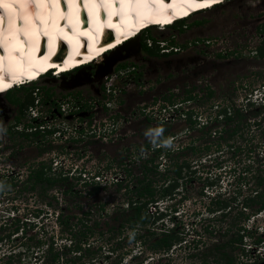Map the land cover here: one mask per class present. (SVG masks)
Segmentation results:
<instances>
[{
	"label": "rangeland",
	"instance_id": "374dc122",
	"mask_svg": "<svg viewBox=\"0 0 264 264\" xmlns=\"http://www.w3.org/2000/svg\"><path fill=\"white\" fill-rule=\"evenodd\" d=\"M263 38L264 0H226L165 29L148 28L96 62L0 94V181L17 180L0 196V264H43L49 244L59 264H223L208 247L241 233V225L264 239V210L247 222L240 213L245 197L264 191V180L258 183L264 178V57L255 54ZM170 93L168 102L163 98ZM6 94L23 103L17 128L19 104L5 100ZM189 94L194 98L186 101ZM162 102L175 103L180 117L164 123L155 110ZM83 103L88 108H75ZM223 108H240L244 115L232 137L222 131L228 127L218 114ZM33 112L54 122L49 126L55 130L27 137ZM150 129L162 130L155 142ZM157 146V171H144L143 160ZM41 161L53 172L66 171L67 181L43 195L22 190L20 180ZM168 163L180 167L179 176L172 165L165 171ZM143 173L157 188L170 187L156 206L166 213L150 225L178 234L180 241L167 252L146 248L153 238L139 237L147 235L144 228L107 230L116 228L121 218L111 217L121 216L130 196L115 181L133 185ZM96 184L99 191L91 193ZM217 195L227 205L209 212L210 197ZM57 214L67 221L63 229ZM94 216L99 224L89 228ZM254 237L245 235L234 246L235 262L264 264L257 256H264V240L256 246Z\"/></svg>",
	"mask_w": 264,
	"mask_h": 264
},
{
	"label": "bare ground",
	"instance_id": "6f19581e",
	"mask_svg": "<svg viewBox=\"0 0 264 264\" xmlns=\"http://www.w3.org/2000/svg\"><path fill=\"white\" fill-rule=\"evenodd\" d=\"M218 1L0 0V94L39 80L51 66L58 75L103 51L101 59L107 49L137 37L143 26L170 22ZM64 43L68 55L59 61L55 53Z\"/></svg>",
	"mask_w": 264,
	"mask_h": 264
},
{
	"label": "trees",
	"instance_id": "16d2710c",
	"mask_svg": "<svg viewBox=\"0 0 264 264\" xmlns=\"http://www.w3.org/2000/svg\"><path fill=\"white\" fill-rule=\"evenodd\" d=\"M179 22V21H178ZM143 49L149 51L150 53H154L152 51V48L148 47L146 42H143ZM255 54L257 57H264V38L260 41V44L256 46L255 48ZM221 56L220 54H218ZM123 66V65H122ZM12 90H10L8 93H11ZM209 95L212 94L211 91L208 92ZM172 97H174L173 93H170L169 96L164 97L163 99L169 101H172ZM185 100H189L191 98H194L190 94L185 96ZM13 102H20L15 98H12ZM248 104H252V102H248ZM23 106V103L21 104ZM233 109V108H232ZM189 114L190 111H187ZM218 114L222 116V118L225 120V122L228 123L227 128H223L222 131H226L229 134V137H232L235 135L238 130H239V125L241 123V119L244 117L242 111L240 108L234 109L232 112L227 111V109L223 108ZM187 121L190 122V126H192V123L194 121L187 116L186 118ZM237 121V123H235ZM239 124V125H238ZM39 131H37L38 133ZM35 133V134H37ZM145 147H149L147 143H144ZM161 146L152 148V157H147L143 160V165H144V171H149L152 172L154 170L157 171L158 164L155 163V158L159 154L161 150ZM170 165L174 166L172 171L175 172L176 176H179L181 173L180 167H176V164H167L165 167V171H170L169 167ZM124 169V168H123ZM126 170V168H125ZM127 171V170H126ZM164 171V172H165ZM148 173H143L141 178H136V182L133 185H128L125 184L124 186L122 185V182L119 180L115 181L118 189L123 188L125 194H130L129 197L126 199V207L121 208V216L113 215L111 218L114 220H118L121 218L119 221L118 225L114 229L112 225L107 229L108 231L113 232L114 230L119 231L123 226H129L131 228H144L147 230V235H142L139 237L145 236L147 238L152 237L153 241L147 244L146 248L150 251L153 252H167L172 245H174L177 241H180L178 234L173 231L172 228H165L161 229L160 231L156 230H151L152 224L155 223V221L161 216H163L166 211L159 210L156 208L157 203L159 202L158 199H161L163 197H166L169 195V186H166L164 188H157L155 184H153V180H151L152 176H148ZM173 179L175 180L176 177L172 176ZM68 179V174L62 171H59L58 173L53 172L51 170V166L47 165L45 162H38V166L30 168L29 172L27 173L26 178L23 180H20L22 183V190H27V191H37L39 192V195H43L46 193L48 190L53 188L59 183H63L64 181H67ZM264 178H260L258 180V183H262ZM84 183H87L86 181ZM17 186V180H11V181H0V196L2 194H5L7 192H11L15 189ZM4 187H12L11 190L7 191L3 189ZM71 189V188H70ZM99 191V186L96 184L92 189L91 193H96ZM134 195H131V194ZM177 194V193H176ZM54 197V196H53ZM171 199V198H170ZM50 204V202H48ZM156 203V204H154ZM213 206H212V205ZM104 204H98V208L96 209L97 211H101L103 209ZM154 207V211L149 210L150 206ZM227 205V202L225 201L224 198L221 199L220 195L210 197V204L207 206L209 212H215L222 210L225 206ZM168 207V206H167ZM243 207H245L242 212H240L243 215V221L247 222L251 216L256 215L264 210V191L261 193H255L252 196H248L244 198L243 201ZM253 207V208H252ZM156 208V209H155ZM172 208V207H171ZM174 208V207H173ZM250 210L249 213L244 214L243 211ZM175 211V208H174ZM91 213V212H89ZM124 213V214H123ZM222 213V212H221ZM100 215V214H98ZM91 217V216H89ZM99 218L100 216H94L92 220V225L89 226V228L97 226L99 224ZM171 219V218H170ZM56 220L61 224L62 229L65 226V223L67 222L65 218L57 214ZM172 220V219H171ZM241 233L237 232L236 236H232L230 240L228 241H222V242H215L213 245L208 247V250L211 254H213V260L215 262H222L223 264H238L235 262L234 255L232 251L234 250V246H241L243 243V237L246 235L248 237H254L253 233L255 232L254 230H251L249 227H245L243 225L240 226ZM88 228V229H89ZM19 226L15 228V231H18ZM71 231V230H70ZM114 233V232H113ZM75 235V234H74ZM110 235V237H112ZM75 237V236H74ZM263 238H260V236H255L252 238V244L258 246L261 244L263 241ZM145 242V241H144ZM73 243V241H70V245ZM146 243V242H145ZM75 244V243H74ZM73 244V245H74ZM66 247V245L64 246ZM229 247V250H226L225 248ZM78 248V247H77ZM47 253L42 260L43 264H59V258L60 255L58 251H54V246L53 244L47 245ZM258 259L264 260V256L257 255ZM258 259L256 261H258ZM256 261H253L256 262ZM141 263L138 262V264ZM251 262L247 263L244 262V264H250ZM93 264V263H92ZM158 264H170L168 261L165 262H159Z\"/></svg>",
	"mask_w": 264,
	"mask_h": 264
},
{
	"label": "built area",
	"instance_id": "2783aa9c",
	"mask_svg": "<svg viewBox=\"0 0 264 264\" xmlns=\"http://www.w3.org/2000/svg\"><path fill=\"white\" fill-rule=\"evenodd\" d=\"M165 104L166 105L162 109H160V108L155 109L158 115H160V114L162 115L161 116L162 117L161 120L164 121V123H168V122L172 121V119H174V115L177 118L180 117V114L179 115H176V113H175V107H177L175 103L174 104L165 103ZM173 106H174V108H173ZM62 111L64 112L65 109L62 108ZM187 111H189V110H187ZM63 112H61V113L62 114H65V117H68V113L67 112L66 113H63ZM185 114H187V113L186 112L185 113H182L183 117L187 118V116H185ZM33 115H35V113ZM167 116H170V117L167 118ZM45 120L47 121L46 124H41V125H39V126L36 127L37 129H39L42 132H44L46 128H50L51 127V126H49V123L55 124L54 122H48L47 119H45ZM85 124H86V122H85ZM92 127H94V126H92ZM76 128L78 129L77 126H76ZM94 131L96 132V135H98V138H102L101 137L102 132H101V129L100 128L98 129V132H97L96 128L94 129ZM150 207L154 208L152 205Z\"/></svg>",
	"mask_w": 264,
	"mask_h": 264
},
{
	"label": "flooded vegetation",
	"instance_id": "af4514ba",
	"mask_svg": "<svg viewBox=\"0 0 264 264\" xmlns=\"http://www.w3.org/2000/svg\"><path fill=\"white\" fill-rule=\"evenodd\" d=\"M166 49H168V47H166V48H163V50H166ZM166 52V51H165ZM7 93V92H6ZM8 96H9V94H6L5 95V100H7V101H9L10 103H16V102H13L12 101V98H8ZM18 101H19V99H17ZM49 100L50 101H53L52 99H50V94H49ZM81 100L79 99V100H76L75 101V103H79ZM187 101V100H186ZM21 102V101H20ZM20 102H17L19 105H18V110H19V112H18V114H16V115H14V121H13V123H14V126L13 127H18L17 126V123L19 122V120H20V114H21V111L23 110V108H22V106H21V104L22 103H20ZM47 103H49V102H47ZM74 103V102H73ZM34 104L32 103V105H29L28 107H32ZM36 106V105H35ZM37 107V106H36ZM89 107H91V106H89ZM76 109H83V108H88L87 107V105L85 106V104L83 103V104H79L77 107H75ZM32 116L33 115H31L30 116V121H31V124H26V129H27V133L25 134L27 137H35V138H37V136H38V134H39V132L37 133V129H36V127H35V123H36V121H37V119H34V118H32ZM12 127V128H13ZM16 133H20L18 130H16L15 131ZM35 133H37V134H35ZM32 168V167H31ZM29 172V171H28ZM27 176V175H26ZM26 178V177H25Z\"/></svg>",
	"mask_w": 264,
	"mask_h": 264
},
{
	"label": "clouds",
	"instance_id": "9594fccd",
	"mask_svg": "<svg viewBox=\"0 0 264 264\" xmlns=\"http://www.w3.org/2000/svg\"><path fill=\"white\" fill-rule=\"evenodd\" d=\"M75 70V69H74ZM70 71H73V70H69V71H66V72H61V73H59L60 75H62V74H65V73H68V72H70ZM47 74H51L53 77H59L60 75L58 74H53L52 72H47L46 74H44V75H47ZM44 75H42V76H44ZM33 82H36V80H33ZM27 84H28V82H27ZM23 85V84H22ZM21 85V86H22ZM18 87H20V85L18 86ZM12 89H14V87L13 88H9V91L10 90H12ZM166 104H165V102H162L160 105H159V108L160 109H162L164 106H165ZM35 113V115H33ZM31 115H33L32 116V118H34V119H37V121H36V123H35V127H37V126H39V125H41V124H46V120L43 118L44 117V115L43 114H39V113H36V112H33ZM37 129V128H36ZM39 132H40V130L39 129H37ZM55 130V128L54 127H50V128H46L45 129V131H48V132H52V131H54ZM162 130L161 129H155V130H149V132L147 133L148 135H150L151 137H152V139H153V142H155V140H156V138L158 137V135L160 134V132H161Z\"/></svg>",
	"mask_w": 264,
	"mask_h": 264
}]
</instances>
